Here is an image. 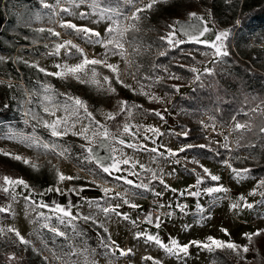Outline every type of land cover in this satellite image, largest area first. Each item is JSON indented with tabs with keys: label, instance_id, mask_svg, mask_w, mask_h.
Listing matches in <instances>:
<instances>
[{
	"label": "rangeland",
	"instance_id": "374dc122",
	"mask_svg": "<svg viewBox=\"0 0 264 264\" xmlns=\"http://www.w3.org/2000/svg\"><path fill=\"white\" fill-rule=\"evenodd\" d=\"M186 1L189 0H166V2L157 0L151 9H147L146 6L152 3V0H137L134 6L123 4V0H102L105 5L119 7L122 16L114 18L120 19L123 23H133L130 19L125 20L124 17L130 16L136 8L146 10L139 13L141 19L137 24L136 33L142 36H137L132 31L126 33L127 59L119 55L108 57L109 64L118 66L119 80L122 83L117 82L115 74L107 67L97 65L96 70L100 73L97 78L104 85L99 89L90 83H81L71 76L65 79L48 76L39 69L57 72L60 71L55 67L57 64L66 62L71 65L79 62V56L69 57L63 49L59 55H50L55 50L56 44L65 41H72L79 46L90 59H103L105 49L102 46L86 43L71 30L62 28L61 24L71 22L78 26H87L100 32L102 37H106L108 34L105 29L110 26V20H99L96 15H92L93 10L89 4L73 7L67 3V0H60L59 4L57 0L6 1L3 6L6 21L0 38L3 47L0 49V91L4 90L8 93L7 102L22 126L19 129L16 124L0 126V154L21 166L22 176L18 179H23L29 185V188L8 186L10 191L7 193L11 198L0 205V208L7 210L0 212V229L4 230L0 232V240L7 249L15 251L20 249L22 253L31 250L34 256L42 259L44 264H153V261L145 259L149 256L160 261V264H220L218 263L220 257L214 256L216 250L208 252L194 245L190 247L187 256L177 258L170 255L154 243L145 242L143 237L137 238V233L146 232L158 234L165 243H169L170 238H175L181 244H188L191 241L206 242L208 237L230 241L240 245L241 248L248 247L249 251L247 253L241 251L237 255L228 249L219 250L234 263L255 264L251 257L253 249L245 234L264 230V201L261 198L264 186H260V180L264 177L253 176L251 173V168L260 163V157L255 153L238 149L235 137V131L238 130L235 128L236 123L223 126L208 116L202 118L206 137L220 147L182 142L181 139L186 136L184 135L186 131L178 125L177 115L180 112L179 100L187 96L193 88L195 81L198 80L197 75L200 79L206 74L205 69L212 71L214 62L225 60L227 57L214 56V49L204 43H196L181 30L182 27H187L190 23H197L201 28L207 27L208 31L199 39L209 42L214 41L215 36L220 32L228 31L230 34L224 42L227 52L230 53L232 50L239 57L248 54L256 60V50L258 46H264V36L258 35L261 41L258 46L254 37L264 28V22L259 24L251 17L244 26L240 22L242 15L238 9L232 24L223 25L220 21L213 20L203 0H192V7L187 9V14L171 23L176 29L175 40H182L183 43L169 45L166 40L164 41L170 47L186 43L199 45L202 48L196 47L194 50L205 57H210V61L194 66L193 69L197 71L187 83L174 78L178 76L170 70L157 66L154 73L150 74L146 68L151 60L154 61L158 56V51L145 38L146 35H152L150 27H146V24L156 20L162 9L178 10ZM229 2L230 0H226V3ZM44 4L51 7H44ZM64 7H70L73 14L60 11ZM81 12L90 15L86 19H81L78 15ZM190 13H196L201 19L193 21ZM226 13L230 15L229 12ZM177 21L180 23L177 24ZM49 30L60 35H52ZM170 31L172 28L166 29L162 37L167 36ZM235 33L238 37L248 39V42L241 41L237 48L235 39L232 41ZM136 48L139 51H136ZM257 63L261 65L264 73V61ZM103 76L109 77L114 92L106 90L107 84L103 81ZM163 80L175 87L174 96L161 87L160 83ZM45 85H51L54 91L46 92ZM141 89L148 95L140 94ZM46 96L51 98V102L45 98ZM69 96L83 100L92 117L104 124L116 139L102 141L97 138L94 143L89 144L82 136L73 135L74 132L79 133L83 127L90 125L88 135L92 136V132L97 127L95 124H90V118L83 111L80 112L79 119L71 117L67 125L61 126L62 131L65 127L68 128L67 135L62 138L53 137L50 130L44 126V122L51 123L58 117L69 115L63 108L65 102L70 103ZM153 96L158 97L159 100L152 99ZM119 101H127L129 105L139 107L132 108L130 113L121 112ZM256 107L262 108L261 105ZM45 108L49 111L55 110L56 115H50ZM110 112L116 114L115 120L107 119V114ZM156 112L161 115H155ZM73 123H75L74 128L71 127ZM125 123L129 124L134 135L123 132ZM149 128L159 131L154 133L148 131ZM25 138H39L45 143L54 145L55 150L46 151L28 147L22 142ZM120 139L126 144L143 147H126L125 144L118 142ZM73 145L78 146L82 151V167L73 164L69 159L68 155L72 152ZM188 145L192 147H187ZM201 145L204 147H200ZM89 147L93 148L95 154L92 160L86 159L89 156L87 152ZM182 147L186 150L181 152ZM152 148H156L157 151H151ZM208 151H212L216 158L223 155L224 160L219 161L212 158L213 156L210 158L204 156L209 153ZM170 152L177 154L171 155ZM16 155L28 160L29 164H25L23 160L13 159L12 157ZM113 158L121 161L128 159L129 164L121 163L119 165L121 170L109 176L102 171L96 161L108 165L112 163ZM228 164L231 168L250 169V171L244 174L246 178L237 180L233 177ZM204 168L220 179L211 180V177L203 172ZM57 169L65 176L74 179L60 182ZM197 174L204 181L199 186L201 194L199 197H191L187 195L186 190L189 188L192 191L198 190L191 187L196 184ZM103 175H108L111 180H106ZM116 176L126 177L132 180L133 184L129 185L123 180H117ZM161 180L164 181L163 184L160 183ZM141 183L146 184L148 188L136 186ZM3 186V180L0 178V192H4ZM49 187L54 190L46 191ZM57 187L63 194L55 191ZM209 187H223L228 191L209 195L206 191ZM104 188L111 189L108 195H104ZM180 192H185V195L181 196ZM253 192L255 195L252 194ZM156 193L161 195L157 196ZM241 196L245 201H239ZM124 199H127L129 204H125ZM33 201L48 204L49 208L37 207ZM237 202L250 203L253 207L233 210L231 205ZM57 204L69 208L77 219L65 218L66 223L60 224L56 219L58 213L50 210ZM130 204H136L138 207L132 208ZM150 204L172 213L169 219L160 224V228H156L155 225H142L139 222L140 214ZM117 205H119L117 211L126 214L129 220H124L115 213L105 214L102 211L104 207ZM178 205H187V208L181 212ZM201 208L203 213L200 211ZM41 212L52 219L45 221L39 216ZM85 216H91L95 223L92 220L85 221L83 219ZM45 223L58 227L65 236L55 235L48 228L43 227ZM8 228L19 231L29 244H21L13 233L7 232ZM222 229H226L230 235H226ZM109 237L116 241L120 248L130 249V254L120 256L117 253L113 257L106 253L102 241H106ZM258 253L264 258V249Z\"/></svg>",
	"mask_w": 264,
	"mask_h": 264
},
{
	"label": "trees",
	"instance_id": "16d2710c",
	"mask_svg": "<svg viewBox=\"0 0 264 264\" xmlns=\"http://www.w3.org/2000/svg\"><path fill=\"white\" fill-rule=\"evenodd\" d=\"M7 0H0V38L3 34L6 16L3 10ZM192 0L186 1L181 7L170 10H161L160 16L156 20H151L146 27H150L152 35H146V40L158 51L155 60H151L146 70L152 74L158 68H165L173 72L187 83L194 77L193 67L201 62L210 61V57H205L197 53L196 47L202 48L193 43L181 44L179 46L170 47L161 37L165 30L169 29L172 21L182 18L187 14V9L192 7ZM211 13L213 20L220 21L223 25H231L236 12L240 9L242 15L240 22L244 26L248 23V18H254L259 24L264 22V0H203ZM229 12L227 15L225 12ZM246 15L243 16V14ZM262 26V25H260ZM234 30V26L232 27ZM134 32L137 36L140 33ZM264 36V28L254 37L255 44L258 46L261 41L260 37ZM236 33L232 39H235V45L238 48L241 41L248 42L245 37H238ZM229 46L231 38L228 40ZM234 44V42H233ZM3 47L0 43V49ZM163 52L164 55H160ZM257 55L254 60L250 55L243 57L231 50L225 60L216 61L212 65L211 75L203 74L200 79L196 80L193 88L187 96L179 100L178 108L180 110L177 115V122L187 135L181 139L185 143H201L220 147V145L212 143L204 131L202 118L205 116L212 117L223 126H230L233 123H242L249 125L248 128L235 131L236 144L239 150L257 154L261 161L258 165L251 168L253 176L264 177V73L261 65L257 62L264 61V46H258ZM161 87L172 96L176 94V89L169 82L161 81ZM8 93L0 91V126L5 124H16L19 129L21 123L18 121L16 113L7 102ZM257 109L256 106H260ZM20 124V125H18ZM81 149L73 145L72 152L69 153L70 161L82 167ZM209 152V151H208ZM204 156L216 158L212 151ZM216 160L223 161L224 156H218ZM8 176L14 179L22 176L21 166L16 165L9 157L0 154V178ZM106 180H111L108 175H103ZM264 193V189L262 191ZM11 196L8 193L0 192V205L8 202ZM264 201V196L261 195ZM261 235L254 236L250 243L251 257L255 264L264 262L258 252L264 249V230L260 231ZM1 239V237H0ZM4 249H3V248ZM13 248V247H12ZM0 240V264H44L42 259L34 256L31 250L21 252L20 249H7ZM215 257H220V264H238L234 263L231 258L226 256L224 252L217 249L214 252Z\"/></svg>",
	"mask_w": 264,
	"mask_h": 264
},
{
	"label": "snow or ice",
	"instance_id": "6c2138e0",
	"mask_svg": "<svg viewBox=\"0 0 264 264\" xmlns=\"http://www.w3.org/2000/svg\"><path fill=\"white\" fill-rule=\"evenodd\" d=\"M60 0H57V3L59 4ZM137 2V0H123V4H130V5H135V3ZM157 2V0H152V3L148 4L146 6L147 9H151L153 7V5ZM164 2H166V0H164ZM67 3L72 5L73 7H79L81 4H89V6L92 8V15H96L99 20H104V19H108L111 21L110 26L106 27L105 31L107 32V36L106 37H102L101 33L98 31H95L92 28H89L87 26H78L75 23H71V22H64L61 24V27L66 29V30H71L72 32H74L76 35L80 36L81 39L85 40L86 43L90 44V45H100L105 49L104 52V58L103 59H97V58H92L90 59L83 51V49H81L79 46L75 45L72 43V41H65L63 43H58L56 44L55 50L50 53V55H59L60 51L63 49L65 54L69 57L71 56H79L80 60L78 63L76 64H68V63H62V64H57L55 67L57 69H60V71L57 72H47L45 69L40 68L39 71L44 72L46 75L48 76H55L57 78L60 79H65L69 76L75 78L76 80H78L81 83H90L94 86H96L98 89L99 88H103L104 85L101 84L100 79H98L97 77L100 75V73L97 72L96 67L97 65H101L104 67H107L112 73L115 74V78L117 80V82H121L119 80V72H118V66L117 65H113V64H109L108 63V57L112 56V55H119L124 59H127L128 53L127 50L125 48V36L126 33H128L129 31H138V27L137 24L140 21L141 17L139 15V13L145 11V8H136L134 12H132L130 14V16L128 17H124L125 20L130 19L131 21H133V23L128 24V23H123L120 19L118 18H114V17H120L122 16V13L120 12L119 7L113 8L111 6L105 5L102 3V0H67ZM44 7H51L48 4H44ZM60 11H63L65 13H68L69 15L73 14L71 11L70 7H64L61 8ZM78 15L80 16L81 19H86L90 13H85V12H81L78 13ZM190 17L192 18L193 21H199L201 18L199 16H197L196 13H190ZM99 20L97 22H99ZM177 24H179L180 22L177 21ZM170 28H172V31L169 32V34L165 37H161L162 40H166L167 43L169 45H174V44H180L183 43L182 40H175V35H176V29L174 26H169ZM182 31L185 32L186 35H188L192 40H194L196 43H204L206 46H208L209 48L214 49V53L213 55L216 57H226L227 55H229V53L227 52L226 48H225V40L228 38L229 36V32L228 31H224V32H220L218 35L215 36V40L214 41H201L199 39L200 36H202L205 32L208 31L207 27H203L201 28L199 24L197 23H190L188 24L187 27H182L181 29ZM40 31H44V29H40ZM50 32H52V35L55 36H59L60 33L54 32L52 30H49ZM73 49L75 50L73 52ZM136 51H139L138 48H136ZM160 55H164L163 52L160 53ZM129 63H131L129 61ZM33 67H36L35 65H33ZM193 72H196V69H192ZM205 72L208 73L209 75H211V70L210 69H205ZM176 79H179V77H174ZM197 79H199V75H197L196 77ZM103 81L106 82L107 84V88L106 90L109 92H114L115 89L111 87V80L109 79L108 76H103ZM122 83V82H121ZM125 87H128V85H125ZM44 89L46 92H52L54 91V89L52 88L51 85H45ZM142 95H148V93L143 92V90L141 89V93ZM46 99L49 100V102H51V98L50 97H45ZM152 99L155 100H159L158 97H152ZM68 101L69 102H65L63 105L64 111L66 113H69V115L64 116L63 118L58 117L56 120H54L53 122L49 123L48 121L44 122V126L46 128H48L51 132V135L53 137H63L64 135H67L68 132V128L65 127L64 130H61V126L62 125H67L68 121L71 117H76L77 119H79L80 117V112L83 111L87 117L90 118V124H95L97 125L96 129L92 132V136L88 135V132L90 131V125L89 126H85L81 129V131L79 133H73V135H80L82 136L85 140H87L89 142V144L94 143L97 138L99 140L102 141H107V140H115L116 137L110 133L107 129V127L104 124H101L99 121H96L94 119V117H92V113L88 111L87 105L86 103L79 99L78 97H68ZM120 105V111L121 112H131L132 108H136L139 107L138 105H129L127 101H119L118 102ZM45 111H48L50 115L55 116L56 115V111L52 110L49 111V109L45 108ZM155 115L160 116L161 114L159 112H156ZM163 118V117H161ZM107 119L109 120H115L116 119V114L114 113H108L107 114ZM71 127H75V123H73L71 125ZM249 125L247 124H242V123H237L235 125V128L238 130H243L245 128H248ZM148 131L151 132H158V129H153V128H149ZM261 131H264V127L261 128ZM123 132L126 134H132L134 135V133H132L131 127L129 126L128 123H125L123 125ZM184 135H187V133H184ZM26 144V146L28 147H35V148H41L44 149L46 151L55 150V146L54 145H50L48 143H45L43 141H41L39 138H25L24 141H22ZM118 142L120 144H125L126 147H130V148H134V147H143L141 146H137V145H133V144H126V142L123 139L118 140ZM187 147H192V145H188ZM200 147H204L203 145H201ZM186 149L184 147H182L180 149V151H185ZM151 151L156 152L157 149L156 148H152ZM170 151V150H169ZM87 152L89 153V156L86 159L92 160L94 157V150L92 147H89L87 149ZM5 155H10L9 153H4ZM61 155H63V153H60ZM171 155H176L177 153L174 152H170ZM15 160H23V158L19 155H16L14 157H12ZM23 162L25 164H29L28 160H23ZM98 166L102 169V171L104 173H107L109 176L112 175L113 172H119L121 169L119 167V165L121 163L123 164H129V160L128 159H124V160H117L115 158H113V161L111 164L105 165L102 161L97 160L96 161ZM229 168H231V165L228 164L227 165ZM33 167H35V165H33ZM134 167V165H133ZM231 171L233 173V177L237 180H241L246 178L244 174L248 173L250 171V169H236V168H231ZM203 172L206 173L208 176L211 177V180L213 181H218L220 178L216 175L211 174L207 168L203 169ZM57 177L58 180L60 182H63L65 180H72L74 179V177L71 176H65L63 173L59 172V170L57 169ZM153 177L155 178V173H153ZM117 180H123L124 183L132 185L133 181L127 179L126 177L123 176H116L115 177ZM3 180V191L4 192H9L10 188L8 186H23L24 188H29V185L23 180V179H14L8 176H4L2 178ZM203 178L197 174L196 176V184L192 185V188H197V191H192L191 188L186 190V193L188 196L191 197H199L200 196V191H199V186L203 183ZM160 183H164L163 180L160 181ZM137 187L140 188H145L147 189L148 186L146 184H139L136 185ZM260 186H264V179L260 180ZM165 187H168V185H165ZM54 189L52 187H49L48 189H46V191L51 192ZM55 191L57 193H60V189L57 187L55 188ZM73 191H75V189H73ZM111 191V189L109 188H104L103 189V193L104 195H108V193ZM173 191H177L175 189H173ZM207 193L209 195L213 194V193H220V192H224L227 193V189L223 188V187H209L206 189ZM63 194V193H60ZM181 196L185 195V192H180L179 193ZM253 195H255V192L252 193ZM119 195V194H117ZM157 196H160L161 193H156ZM262 196H264V193H261ZM26 199H31L30 197H26ZM239 201L243 202L245 201V198L243 196L239 197ZM123 202L125 204H129V201L127 199H124ZM34 204L37 205V207L40 208H49L48 204H45L43 202H36L33 201ZM92 203V202H90ZM132 208H137L138 205L136 204H130L129 205ZM119 207V205L115 206V207H104L102 208V211L105 214H109V213H115L117 216H121L124 220H129L130 218L126 215L123 214L121 212L117 211V208ZM161 207H163V205H161ZM178 207L180 208L181 212H184V210L187 208V205H178ZM199 207V205H198ZM233 210H237L241 207L244 208H252L253 205L250 203H233L231 205ZM51 211H54L56 213H58V215L56 216V219L59 221L60 224H64L66 223L65 218H68L69 220H76L77 217L73 216L72 212L69 210V208H65L60 206L59 204H57L55 206V208L50 209ZM7 211L4 208H0V212H5ZM201 213H203V209H200ZM168 215H172V213H168ZM39 216L41 218H43L45 221H50L52 219V217L49 216H45L43 212L39 213ZM83 219L85 221H89L92 220L93 223H95L94 219L91 216H85L83 217ZM133 223H135V221H133ZM147 223L152 224L153 223V218L151 215H149L147 217ZM156 228H160V223H156L155 224ZM43 227L48 228L49 231L53 232L55 235L57 236H65V233L60 231L58 227L55 226H50L49 223H45L43 225ZM4 231L3 229H0V232ZM105 231H107V229H105ZM222 231L225 232L226 235H230V233L227 232L226 229H222ZM7 232H11L14 234V236L16 238H18L19 242L21 244L27 245L29 244V241H27L26 239H24V237L20 234L19 231H17L14 228H8ZM261 235V232L257 231L255 233H246L245 234V238L249 241L252 242L253 237L254 236H259ZM143 237L145 242H151L154 243L156 246H158L159 248L163 249L166 253L170 254V255H174L177 258H180L181 256H187L189 255V249L190 247H192L193 245L196 246L197 248L203 249L205 251L208 252H213L217 249H228L234 253H236L237 255L240 254L241 251H243L244 253H247L249 251L248 247H243L241 248L240 245H237L236 243L233 242H225V241H221L219 239H216L214 237H208L207 241H191L188 244H181L178 242V240H176L175 238H170V242L169 243H165L158 234H152V233H146V232H141V233H137V238H141ZM103 243V247L105 248L106 253L110 254L111 256L115 257L117 255V253L120 256H127L130 254L131 250L130 249H122L119 247V245L116 243V241L111 240V237H109L106 241H102ZM70 254H76V253H70ZM145 259L147 260H151L153 261V264H160V261L155 260V258L149 256V257H145Z\"/></svg>",
	"mask_w": 264,
	"mask_h": 264
},
{
	"label": "built area",
	"instance_id": "2783aa9c",
	"mask_svg": "<svg viewBox=\"0 0 264 264\" xmlns=\"http://www.w3.org/2000/svg\"><path fill=\"white\" fill-rule=\"evenodd\" d=\"M168 213H171V211L163 208H158L152 204L149 205V207L143 211L139 216V222L140 224L144 225H155L156 223H163L167 219H169L172 215H168ZM151 215L153 218V223L149 224L147 223V217Z\"/></svg>",
	"mask_w": 264,
	"mask_h": 264
}]
</instances>
